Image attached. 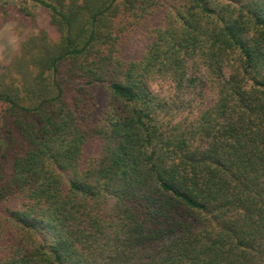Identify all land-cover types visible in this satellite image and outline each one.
Masks as SVG:
<instances>
[{
	"label": "trees",
	"instance_id": "obj_1",
	"mask_svg": "<svg viewBox=\"0 0 264 264\" xmlns=\"http://www.w3.org/2000/svg\"><path fill=\"white\" fill-rule=\"evenodd\" d=\"M24 20L0 264H264V0H0V29Z\"/></svg>",
	"mask_w": 264,
	"mask_h": 264
},
{
	"label": "rangeland",
	"instance_id": "obj_2",
	"mask_svg": "<svg viewBox=\"0 0 264 264\" xmlns=\"http://www.w3.org/2000/svg\"><path fill=\"white\" fill-rule=\"evenodd\" d=\"M37 14V24L38 28L42 27L49 32H52V28L48 24V16L42 10L35 9ZM162 19V16H155L150 25H156V22L159 23ZM29 21L24 20L22 25H19V22H10L6 23L0 29V70L7 67L10 60H12L13 56L15 55L16 51L19 48V43L21 41L22 32L27 33L29 31H36V28H31ZM148 25L147 27H149ZM33 32V33H34ZM23 33V34H24ZM147 43V37L145 34V28H141L136 31L133 36L131 37L130 41L127 43V46L124 49V55L128 59H138L144 51L145 45ZM100 106L102 107L104 104L105 94L101 90L98 92ZM101 153V144L99 143H90L85 151V161H88L93 158L99 157ZM8 167L7 170L11 168V162L8 160ZM13 205H17L16 202Z\"/></svg>",
	"mask_w": 264,
	"mask_h": 264
}]
</instances>
